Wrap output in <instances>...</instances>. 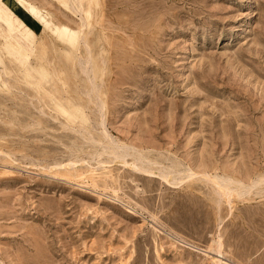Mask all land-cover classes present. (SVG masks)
Instances as JSON below:
<instances>
[{"label":"rangeland","instance_id":"obj_1","mask_svg":"<svg viewBox=\"0 0 264 264\" xmlns=\"http://www.w3.org/2000/svg\"><path fill=\"white\" fill-rule=\"evenodd\" d=\"M25 1L49 18L0 0V264H264V0Z\"/></svg>","mask_w":264,"mask_h":264},{"label":"bare ground","instance_id":"obj_2","mask_svg":"<svg viewBox=\"0 0 264 264\" xmlns=\"http://www.w3.org/2000/svg\"><path fill=\"white\" fill-rule=\"evenodd\" d=\"M67 1H72V3H73V5L71 6V8H73L72 9V11L73 12H76V13H80L81 11H83L84 10V1L85 0H67ZM15 2L19 5V7H21V8H23V9H25V11L28 13V15H31V16H33V17H35L37 20H38V18L40 17V16H42L41 14H40V12L42 13V14H44L41 10H39V9H37L36 7H34L33 5H31V4H29L28 2H26L25 0H15ZM70 8V9H71ZM47 18H49V15H47V13H45L44 14ZM79 16H81V15H79ZM82 22H83V20H82ZM42 25V27L44 28L45 26L43 25V24H41ZM85 25H86V23L85 22H83L82 24H81V26H80V28L79 29H72V28H70V27H65L64 29L63 28H61V27H56L55 28V30L54 29H52L51 30V33H52V35H55V37L60 41V43L61 44H63V45H65V46H73V45H75V44H77V42L78 41H80L81 39H82V37H83V27H85ZM2 34V33H1ZM11 38L12 39H14L13 41H14V43H10L9 44V46L11 47V48H14V49H16L18 52H19V54L22 56V57H24L26 60H28L29 59V53L27 52V50L23 47V45L22 44H20L18 41H17V39H16V37L15 36H11ZM9 41V40H8ZM88 63V61L87 60H85V64H87ZM81 64H82V71H84V72H87L88 71V69H89V67H87L85 64H84V62H81ZM42 66V65H41ZM39 67V68H37L36 69V71H37V73H39L38 75H39V78H41V79H45L46 78V76H47V71L45 70V69H43L42 67ZM29 66H27L26 65V67H25V70L28 72V74L30 73V71H29ZM50 74V73H49ZM51 82V81H50ZM95 85V84H94ZM8 86V85H7ZM3 88H6V83L4 82V80L2 79V73H0V89H3ZM44 90V89H43ZM58 101V100H57ZM69 105H72V104H69ZM71 107V106H70ZM56 108H58L59 109V111L61 112V113H64V114H66V115H68V116H71V112L68 110V109H65L64 107H62V106H58L57 105V107ZM71 109H72V107H71ZM75 109V108H74ZM78 109V108H77ZM76 112V111H75ZM74 113V112H73ZM77 114V113H76ZM86 116V115H85ZM80 118V117H79ZM81 119V118H80ZM83 119V118H82ZM118 151V150H117ZM117 151H115L114 150V152H117ZM113 153V152H112ZM119 155V154H118ZM124 155V154H123ZM121 156V155H120ZM124 156H122V158H123ZM117 158H119V156L117 157ZM124 161V160H123ZM134 166V165H133ZM190 166V165H189ZM135 168V167H134ZM142 168V167H141ZM137 169V168H136ZM191 169V168H190ZM141 171L143 170V169H140ZM143 171H145L146 172V170H143ZM148 174V173H147ZM201 174V173H200ZM150 175V174H149ZM191 175H193V173L192 174H190V175H188L185 179H181V180H178V182H174V183H182L183 181L184 182H186L187 180H188V178L189 177H191ZM204 175V174H203ZM207 175H209V174H207ZM232 175V174H231ZM167 176V175H166ZM176 177V176H175ZM194 177V176H193ZM205 177V176H204ZM229 177V176H228ZM163 178L164 179H166V177L165 176H163ZM178 178V177H177ZM208 178L215 184V186L218 188V192H219V194L220 195H222V197H227V199H228V202L230 201L229 199H230V196H231V189L228 187V186H230L229 184L230 183H232V181L230 180V179H227V178H219L218 176H208ZM241 178V177H240ZM191 179H193V178H191ZM191 179H189V180H191ZM243 180V179H242ZM209 181V180H208ZM244 181V180H243ZM248 181V180H247ZM260 181V180H259ZM238 182V181H237ZM248 182H250V181H248ZM212 183V184H213ZM239 183H241V181L239 182ZM255 184H256V182H254ZM254 183H252V184H254ZM236 184V183H235ZM244 187H246V185H244L243 183H241ZM241 184H239V185H241ZM246 184H247V182H246ZM251 183H249L248 185H250ZM251 184V185H252ZM247 185V186H248ZM236 186H238L237 184H236ZM214 187V186H213ZM234 187V186H233ZM240 187V186H239ZM238 187V188H239ZM237 188V189H238ZM247 188V187H246ZM245 189V188H244ZM243 189V191H245ZM249 189H252V188H249ZM251 191V190H250ZM235 193V192H234ZM242 193V192H241ZM218 194V195H219ZM237 194V193H236ZM246 194V193H245ZM223 195H225V196H223ZM242 195V194H241ZM242 197V196H241ZM219 198V197H218ZM220 199V198H219ZM189 245H191V244H189ZM192 246V245H191Z\"/></svg>","mask_w":264,"mask_h":264},{"label":"crops","instance_id":"obj_3","mask_svg":"<svg viewBox=\"0 0 264 264\" xmlns=\"http://www.w3.org/2000/svg\"><path fill=\"white\" fill-rule=\"evenodd\" d=\"M17 13L23 17V19L34 29L37 30L39 29V24L35 22L33 19H31L28 15H26L22 10L21 12L17 11Z\"/></svg>","mask_w":264,"mask_h":264}]
</instances>
